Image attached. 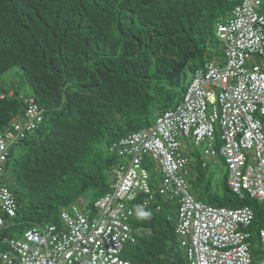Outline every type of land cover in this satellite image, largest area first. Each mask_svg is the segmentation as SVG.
Here are the masks:
<instances>
[{
  "label": "trees",
  "instance_id": "obj_1",
  "mask_svg": "<svg viewBox=\"0 0 264 264\" xmlns=\"http://www.w3.org/2000/svg\"><path fill=\"white\" fill-rule=\"evenodd\" d=\"M239 1L0 0V77L19 67L31 88L27 94L0 83V131H15L25 121L32 98L45 109L36 131L12 146L4 167V182L19 203L18 223L10 229L60 224L61 210L78 197L95 201L109 192L121 159L110 150L112 142L175 107L187 76L222 57L227 43L216 23ZM192 157L187 180L199 199L253 209L248 231L257 264L264 257V203L239 198L227 170L215 190L209 164L224 161H207L195 151ZM151 174L156 189L153 180L159 184L161 177L154 168ZM156 200L160 210L152 204L150 215L132 220L142 231L124 244L122 257L134 264H191L176 234L178 203L160 195Z\"/></svg>",
  "mask_w": 264,
  "mask_h": 264
},
{
  "label": "built area",
  "instance_id": "obj_2",
  "mask_svg": "<svg viewBox=\"0 0 264 264\" xmlns=\"http://www.w3.org/2000/svg\"><path fill=\"white\" fill-rule=\"evenodd\" d=\"M260 1L242 0L219 25L227 43L223 63L206 62L194 72L180 104L154 125L111 144L110 150L129 163L114 166L109 192L92 205L79 197L61 210L60 224L35 223L11 237L3 232L16 222L4 225L18 217L19 204L2 176L11 146L42 121L39 104L29 100L25 121L15 124V131H0V264H132L122 257L124 244L137 237L130 219L152 204L160 209L156 195L178 203L176 233L191 264H252L248 228L253 209L215 206L196 197L187 180L192 158L183 138L191 136L197 146L208 141L203 155L219 151L225 157L232 191L264 203V71L251 64L253 54L264 55V16L256 10ZM150 168L161 177L156 189ZM259 237L264 251V225ZM257 264H264V257Z\"/></svg>",
  "mask_w": 264,
  "mask_h": 264
},
{
  "label": "rangeland",
  "instance_id": "obj_3",
  "mask_svg": "<svg viewBox=\"0 0 264 264\" xmlns=\"http://www.w3.org/2000/svg\"><path fill=\"white\" fill-rule=\"evenodd\" d=\"M262 7H264V5L260 6L259 9H261ZM216 30V29H215ZM21 69L19 67H15L12 68L11 70L7 71L6 73H4L1 77H0V83L3 85L4 88L8 89L10 87L11 84H15L16 86H20L21 90L23 93H27L30 94L31 93V88L28 86V84L26 83L25 79L22 78L20 71ZM191 78V74L187 76L186 79V87L188 86V83L190 81ZM159 114V113H158ZM158 114H156L152 119H151V125H154L156 123L157 120V116ZM185 140V141H184ZM183 142H184V151L188 154L191 155L192 153L195 152H199L200 154H202L205 150L206 147H208V141L202 143L200 146H196L193 142V139L191 136H189L188 138H183ZM215 145H217V142L214 141ZM18 149L19 145L16 146ZM207 161H209L208 159H206ZM118 161V160H117ZM117 163H125L128 164L129 160L128 158H121L119 159V161ZM223 163V162H222ZM152 168H150L151 171ZM226 170V166L225 164H214V163H210L209 164V171L208 174L209 176L213 177L214 179V188L215 190H218L216 187V183L220 181V178L224 175V172ZM219 174V177H217L216 175ZM158 184V178H155L153 180V185L157 186Z\"/></svg>",
  "mask_w": 264,
  "mask_h": 264
},
{
  "label": "clouds",
  "instance_id": "obj_4",
  "mask_svg": "<svg viewBox=\"0 0 264 264\" xmlns=\"http://www.w3.org/2000/svg\"><path fill=\"white\" fill-rule=\"evenodd\" d=\"M242 2V0H240L237 4H235V6L236 5H238L239 3H241ZM262 4H263V0H261L260 1V3L256 6V10H257V12L259 13V14H261V15H263L264 16V12H261V10L259 9V7L260 6H262ZM235 6L232 8V10L230 11V14L224 19V20H222V21H220V22H217L216 23V33H217V35H218V37H220L219 36V34H218V28H219V25L220 24H224L225 22H226V20H227V18H229V17H231V15H232V11H233V9L235 8ZM221 38V37H220ZM223 39V38H222ZM224 53H225V49H224V51H223V55H222V57H220V58H217V59H215V60H208V61H216V60H218V61H220L221 63H223V58H224ZM208 61H206V62H208ZM205 62V63H206ZM251 64L252 65H254V64H259V65H261L262 66V69H263V71H264V55L263 56H260V55H256V54H253L252 55V59H251ZM205 65V64H204ZM204 65L203 66H201V67H198V68H196L192 73H191V78H190V81H189V83H188V86L186 87V90H185V92H184V94H183V97H182V100L178 103V104H180L182 101H183V99H184V95H185V93L187 92V90H188V88H189V85H190V82H191V80L193 79V76H194V72L197 70V69H199V68H203L204 67ZM33 99V98H32ZM177 104V105H178ZM176 105V106H177ZM175 106V107H176ZM175 107H173V108H169V109H167V110H171V109H174ZM162 114V113H161ZM160 114V115H161ZM158 118V117H157ZM151 126V125H150ZM149 127V126H148ZM141 130H143V129H141ZM217 137H218V140H216V142H217V145L220 143V134H217ZM121 138V137H120ZM188 138V137H187ZM186 139V138H185ZM116 141V140H115ZM114 142V141H113ZM112 142V143H113ZM215 144V143H214ZM217 145H215V146H217ZM197 146V145H196ZM198 147V146H197ZM202 155V157L203 158H207V159H214V162H218V160L217 159H219V160H223L224 161V163H225V166H226V170H227V172H228V176H229V166H228V163L226 162V159H225V157L224 156H222L221 154H219V151H217V153L215 154V155H210L209 157H205L204 155H203V153L201 154ZM191 156V158H192V163H193V157H192V154L190 155ZM217 158V159H216ZM203 163V162H202ZM218 175V174H217ZM228 176H227V182H228ZM2 179H3V176H2ZM3 181H4V179H3ZM5 183V182H4ZM6 184V183H5ZM160 184V183H159ZM159 184H158V186H159ZM229 185V184H228ZM157 187V186H156ZM191 190V189H190ZM13 191V190H12ZM192 191V190H191ZM193 192V191H192ZM194 193V192H193ZM15 194V193H14ZM195 194V193H194ZM197 197V196H196ZM17 198V197H16ZM79 198V197H78ZM77 198V199H78ZM100 198V197H99ZM163 199H164V197H162ZM198 198V197H197ZM252 198H254V197H252ZM199 199V198H198ZM256 199V198H255ZM86 200L88 201V203L89 204H94L95 202H96V200L95 201H91L89 198L87 199L86 198ZM169 200H171V203H174L175 202V200H172L171 198H169ZM201 200V199H200ZM18 201V200H17ZM77 201V200H76ZM76 201L75 202H73L71 205H73L74 203H76ZM202 201H204V200H202ZM204 202H206V201H204ZM176 204H177V202H175ZM208 203V202H207ZM263 203V202H262ZM19 204V203H18ZM71 205H69V207L71 206ZM214 205V204H213ZM67 207V206H66ZM66 207H64V208H66ZM227 207V206H226ZM229 208H232V207H229ZM237 208H239V207H237ZM157 209V208H156ZM178 209H179V206L177 207V213H178ZM157 210H160V209H157ZM18 212H19V209H18ZM137 215L139 216V217H147L148 215H150V213L149 212H147V211H143V210H139L138 212H137ZM135 218H137V217H134V218H132V219H130V223L132 224V226H133V228L135 229V232H136V236L138 237V235L141 233V229L139 228V227H135L134 226V224L132 223V220L133 219H135ZM178 221V220H177ZM18 222H16V224H17ZM40 223V222H39ZM15 224V225H16ZM35 224V223H34ZM177 225V224H176ZM30 227V226H29ZM28 227V228H29ZM28 228H26L22 233H20V232H18L17 230L16 231H14L13 229H5V232H3V233H8V232H13V233H15V232H18L19 234H23ZM8 230H10V231H8ZM177 234V233H176ZM137 237H136V240H137ZM180 241V240H179ZM135 242V241H134ZM133 243V242H132ZM180 245H181V242H180ZM186 253V252H185ZM187 256V255H186ZM124 258V257H123ZM125 259V258H124ZM128 260V259H127ZM128 261H130V260H128ZM132 264H134L132 261H130ZM191 263V262H190Z\"/></svg>",
  "mask_w": 264,
  "mask_h": 264
},
{
  "label": "bare ground",
  "instance_id": "obj_5",
  "mask_svg": "<svg viewBox=\"0 0 264 264\" xmlns=\"http://www.w3.org/2000/svg\"><path fill=\"white\" fill-rule=\"evenodd\" d=\"M36 107H37V109L42 113V120L44 119V115H45V109L42 107V106H40V105H36ZM13 146V145H12ZM11 146V147H12ZM13 223H15V221L14 220H12V221H10V222H8V223H6L5 225H4V227L5 228H8L11 224H13ZM33 225V224H32ZM31 226V225H30ZM9 236H11V237H15V235L14 236H12V235H9ZM63 242V241H62ZM64 251H66L67 250V247H65L64 249H63Z\"/></svg>",
  "mask_w": 264,
  "mask_h": 264
}]
</instances>
